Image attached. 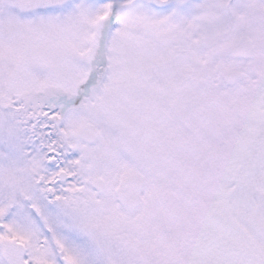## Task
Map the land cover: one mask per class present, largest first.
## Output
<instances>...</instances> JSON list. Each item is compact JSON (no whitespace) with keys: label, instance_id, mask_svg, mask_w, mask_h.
I'll list each match as a JSON object with an SVG mask.
<instances>
[{"label":"snow or ice","instance_id":"1","mask_svg":"<svg viewBox=\"0 0 264 264\" xmlns=\"http://www.w3.org/2000/svg\"><path fill=\"white\" fill-rule=\"evenodd\" d=\"M0 264H264V0H0Z\"/></svg>","mask_w":264,"mask_h":264}]
</instances>
